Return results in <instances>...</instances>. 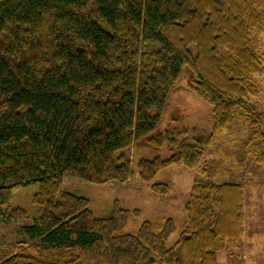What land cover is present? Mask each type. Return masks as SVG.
Returning <instances> with one entry per match:
<instances>
[{"label":"trees","instance_id":"trees-1","mask_svg":"<svg viewBox=\"0 0 264 264\" xmlns=\"http://www.w3.org/2000/svg\"><path fill=\"white\" fill-rule=\"evenodd\" d=\"M261 30L264 0H0V220L26 219L10 205L22 186L38 184L40 207L18 224L24 239L0 245V264H217V242L233 246L242 232L240 184L194 182L171 247V218L127 232L128 209L100 217L86 197L57 193L63 176L128 180L123 150L143 138L166 140L171 153L139 160L141 180L198 165L204 142H188L184 129L151 132L184 66L189 87L212 106L213 133L229 125L258 95L253 76L264 67L253 33ZM254 136V160L264 165V130Z\"/></svg>","mask_w":264,"mask_h":264},{"label":"rangeland","instance_id":"rangeland-1","mask_svg":"<svg viewBox=\"0 0 264 264\" xmlns=\"http://www.w3.org/2000/svg\"><path fill=\"white\" fill-rule=\"evenodd\" d=\"M253 37L264 67V30L254 31ZM189 76V68L184 66L162 119L151 135L173 128L186 130L188 142H204L198 165L187 168L181 163L173 164L160 170L151 181L141 180L137 174L139 160L166 158L171 153L166 140L153 146L143 138L123 150L132 170L128 180L94 184L63 176L57 195L70 192L86 197L91 211L100 217L107 216L114 205L128 209L127 232H135L144 220L171 218L175 228L166 241L171 247L184 229V205L194 182L237 183L243 193L242 232L233 246L226 240L217 242L215 260L217 264H264V165L256 163L253 157L257 140L254 131L264 130V68L253 76L258 95L247 98L236 118L214 133L212 106L189 87ZM152 184L160 186L161 192H154ZM37 191L38 184L34 183L12 192L10 205L23 209L27 216L18 224H29L39 215L40 207L34 201ZM18 224L0 220V245L24 239L18 232Z\"/></svg>","mask_w":264,"mask_h":264}]
</instances>
